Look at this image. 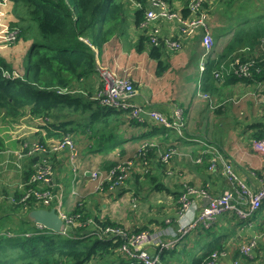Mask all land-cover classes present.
<instances>
[{
	"label": "trees",
	"instance_id": "16d2710c",
	"mask_svg": "<svg viewBox=\"0 0 264 264\" xmlns=\"http://www.w3.org/2000/svg\"><path fill=\"white\" fill-rule=\"evenodd\" d=\"M12 1L18 22L10 20V15L9 21L12 23L11 28L18 32L16 38L8 42L5 48L17 44L21 37L27 39L29 35L33 37V42L24 61L18 63L16 68L12 69V65L0 54V120L11 124L26 115L43 117L45 123L42 124L41 131L36 133L39 137L34 140L44 142L50 138L70 135L79 148L85 141L93 144L89 148L94 152L109 154L119 149L125 159L109 158L110 161L100 163V167L95 165L103 174H108L114 168L116 170V166L130 159H136L143 142L154 141L159 148L148 145L145 155L149 161L142 165V174L152 176L158 163L163 162L161 154L174 148L173 144L166 143L173 136L172 131L179 133L173 128L154 123L153 133L147 136L152 139L143 140L133 153L126 155L124 144L128 139L120 132V128L127 122L147 126L149 120L139 121L131 117L129 111L104 106L94 98L97 89L102 86L101 83L96 89L100 81L94 46L103 45L113 37L121 41L126 37L132 40L134 31L132 33L130 30L129 21H132L134 27H140L145 19L147 0H140L142 8L133 7L129 0ZM167 1L170 4L183 3L182 11L187 13L186 5L190 0ZM235 1L221 0V3L232 5ZM252 1L247 0L245 3ZM220 5L216 7L217 11ZM231 32L216 55L206 63L202 85L204 92H213L223 73L226 76L223 84L264 82V13L244 18ZM132 42L133 48L139 53L149 50V56L157 61L159 67L156 75H163L170 66L169 52L163 47L151 46L144 33H140ZM237 59L242 63H249L251 77H238L234 74ZM216 70L221 73L220 77H215ZM4 71L10 72L13 78L4 76ZM228 71L233 72L232 76ZM154 136L158 138H153ZM263 136L264 131H261L256 138ZM7 148V138L1 133L0 152ZM32 156L23 171V183L27 185V189L41 185L29 182L34 164L42 160L40 155ZM120 173L116 170L112 179L103 183V189L111 191L110 187L118 180ZM132 174L136 176L135 172ZM131 175L114 188L123 186ZM153 176L149 179L155 182L157 177L154 173ZM163 186L161 183L154 185L158 190H168ZM187 186L182 191L175 192L176 199L180 200V209L181 197L188 190ZM15 195L16 203L6 199L0 204V264H89L93 259H103L111 254L124 257L125 264H145L121 249L127 241L123 235L102 239L94 233L96 228L122 225L102 218L100 214L86 210L84 205L79 204L69 212L74 222L67 226L66 233L62 230L53 231L28 216L29 211L38 205L21 201L24 192L20 189L15 191ZM53 202L52 207L57 200ZM25 203L30 206L28 211L24 207ZM201 227L205 229L204 226ZM149 228L142 226L131 231L123 226L128 234ZM222 241L220 236L207 242L193 257L191 264H207L213 254L223 248Z\"/></svg>",
	"mask_w": 264,
	"mask_h": 264
},
{
	"label": "crops",
	"instance_id": "0c3cea01",
	"mask_svg": "<svg viewBox=\"0 0 264 264\" xmlns=\"http://www.w3.org/2000/svg\"><path fill=\"white\" fill-rule=\"evenodd\" d=\"M214 3L212 27L213 31L216 30L213 33L216 39V51L209 59L216 55L231 35L233 26L248 17L237 8L235 11L228 12L234 14H228L221 0H215ZM253 3L256 7H261L264 0H253ZM219 4L221 5L218 9L221 11L216 9ZM14 5L12 1L9 10L12 16L10 20L13 19L15 23L18 22L16 20L18 18L14 14ZM260 13L264 12L258 10L257 14ZM217 21L219 27L215 26ZM28 37L27 39L21 37L17 44L0 49L1 56L12 65V69L24 61L33 42V37L30 35ZM113 38L104 43L102 47L94 46L99 67L108 66L117 73L122 67L131 68L128 74L141 88V91L136 88L137 93L135 97H132L136 103L160 110L165 115H170V111L174 108L182 109L184 116L182 134L172 131L173 136L166 141L167 144L174 145L176 152L168 163H158L153 170L157 177L155 182L149 179L154 177L153 173L152 176L147 177L135 172L136 176L132 174L123 186L116 187L113 191L96 190L97 181L91 177L89 171L95 168L96 164L90 163L89 160L91 156L97 159L103 157L102 163L103 161L106 163L110 161L109 158L122 155L119 149L109 154L94 152L89 148L93 144L84 141L80 148L79 161L75 163L71 162L67 152L56 153L52 156L55 169V190L62 194V207H66L63 211L69 213L80 204L84 205L86 210L100 214V217L110 219L131 231L142 226H149V229L143 230L149 231L155 237L153 242L145 246L149 253L156 254L162 242L167 240L173 242L170 247L161 251L158 264H191L193 257L200 252L201 247L220 236L223 238V248L220 251L216 250L219 255L213 264H264V202L259 209L247 217L241 216L237 210L224 212L217 216L209 228L202 229L200 225L195 230H190L181 236L182 231L178 221L180 200L176 199L175 194L176 191H182L185 185L205 188L212 197L222 194L225 190H233L239 182L235 181L232 184L229 181L224 173V161L232 165L239 179L251 189L257 190L264 185V154L257 152L252 145V140L256 138V135L264 131V103L261 101V96L264 95V82L256 84L240 81L230 85L223 84L226 77L223 73L214 91L204 92L202 90L204 76L200 68L193 70L188 67L189 60L194 54L199 53L202 56L201 36L190 37L180 52H169L170 66L161 76L156 75L154 68L157 61L152 59L147 51L139 53L133 48V42L124 45L120 39ZM220 39L223 42H219ZM129 49L131 52H128ZM146 60L148 64H145ZM135 68L137 70L141 68L142 72H135ZM145 68L149 69L143 71ZM227 73L231 76L233 74L232 71ZM195 76H197L196 79ZM150 82L152 85L149 84ZM234 95L235 98L232 99ZM44 123L43 117L26 115L15 124H11L19 128L17 131L19 135L18 137H6L8 148L0 152V164L7 167L9 161L13 160L21 164L23 169H19V175L14 184L0 181V189L4 193L9 194L20 189V185L23 184L24 168L30 162V156H25L24 159L19 158L18 155L14 157L15 151L13 150H19L18 146L23 147L18 143V138L22 137L24 144L31 142L39 137L36 133L41 131ZM11 125L5 122L1 127L4 133L0 132V134H8ZM152 125H154L152 121H148L147 126L127 122L120 128V132L128 139L124 144L126 155L133 153L143 140L152 139L147 137L149 133H153ZM218 153L223 158H219ZM67 183L72 189L65 201ZM156 183H161L168 190H158L159 188L154 187ZM98 194H107V197L113 199L112 212L107 210L103 214L105 208L101 211L98 205L100 199L98 198L97 201L95 199ZM124 199H128V204L132 206V209L139 210L134 217V222L129 217L123 220L117 218L115 204ZM172 199L174 200L171 205ZM195 199V205L202 206L205 202L200 197ZM147 203L154 208L150 213L144 209ZM237 205L246 210L248 200L238 198ZM159 206L165 208L166 212L158 215ZM189 214L191 215L192 212ZM202 238L204 239L200 240ZM252 240L257 241V246L251 255H247L241 248ZM187 249L190 252H186ZM124 260L122 256L111 254L103 259H93L89 264H125Z\"/></svg>",
	"mask_w": 264,
	"mask_h": 264
},
{
	"label": "built area",
	"instance_id": "2783aa9c",
	"mask_svg": "<svg viewBox=\"0 0 264 264\" xmlns=\"http://www.w3.org/2000/svg\"><path fill=\"white\" fill-rule=\"evenodd\" d=\"M129 1L135 8L143 7V3L140 0ZM214 2L215 0H190L186 5L187 13L185 14L181 7L183 3L170 4L167 0H147L145 19L137 29L140 30V33L147 35L148 43L151 46L163 47L168 52L181 51L190 37L201 36L203 53L200 60V70L201 73H204L206 63L216 46L212 27ZM11 3V0H0V48L5 47L8 42H12L18 32L16 29L11 28L9 21V6H11ZM234 66V74L238 77H251L249 63H242V61L237 59ZM214 74L215 77L221 76V73L217 70ZM4 75L13 78L10 72L4 71ZM99 75L102 79V86L97 89L94 98L99 100L102 105L119 110H127L130 112L131 117L137 118L139 121L149 120L160 126L173 128L179 134H182L184 126L182 109L175 108L170 115H165L156 109L148 108L133 100L132 97H135L137 90L132 80L120 76L108 66H100ZM261 101L264 103V95L261 96ZM53 140L55 142H52ZM142 145L136 159H130L116 166V170L121 173L118 180L110 187L111 191L114 186L121 184L123 179L128 175L130 176L132 172L144 173L142 165L147 164L149 161L145 155L147 146L159 148V145L154 141L143 142ZM252 145L257 152L264 154V136L259 139L254 138ZM23 150H26L24 153L27 156H42V160L34 164V171L29 181L30 183H40L41 185L37 188L27 189L26 184H21L20 190L24 192L21 201H30L31 205H38V207H42V205L52 207L53 201L56 199L57 202L53 207L56 208L62 217L64 221L62 232L66 233L67 226L69 227L74 222V219L69 213L62 210V194L57 193L55 190L54 166L50 164V161H52V156L56 153L67 152L71 162L75 163L79 161L81 149L72 136L66 135L63 138H53L47 142L35 140L31 143H25ZM175 152L176 150L171 148L169 151L162 153L161 160L164 163H168ZM219 158H223V156L219 154ZM116 170L114 168L108 174H103L98 167L90 169L91 177L97 181L96 190H104L103 183L106 180H111ZM224 173L232 184L235 181H238L239 184L237 187L234 186L233 190H225L216 197L210 196L205 188L187 186L188 190L181 197L182 207L179 210L178 217L182 231L181 236L190 230H195L200 225L209 228L217 216L224 212L237 210L241 216L247 217L261 207L264 202V185L257 190L251 189L239 179L232 165L226 161H224ZM197 197L204 199L205 202L202 206L195 205V198ZM238 198L248 200V209L244 210L237 205ZM4 199H8L13 203L17 202L15 192L7 195L0 191V204ZM24 207L28 211L30 206L25 203ZM191 212L192 214L190 215L189 213ZM94 233L102 239L123 235L127 241L122 245L121 249L145 264H158L161 259V251L166 247H170L173 243L168 240L162 242L158 252L151 255L145 246L153 242L155 237L149 231L128 234L123 227L107 226L96 228ZM256 246L257 241L252 240L243 245L241 249L245 254L251 255ZM218 255L219 253L215 252L213 258L207 264H213Z\"/></svg>",
	"mask_w": 264,
	"mask_h": 264
},
{
	"label": "rangeland",
	"instance_id": "374dc122",
	"mask_svg": "<svg viewBox=\"0 0 264 264\" xmlns=\"http://www.w3.org/2000/svg\"><path fill=\"white\" fill-rule=\"evenodd\" d=\"M247 0H238V1H235L232 5H229V4H224L223 5V8H225L224 10H227V11H229V10H232V11H235L236 10V8L237 9H240V12L241 13H244V14H247L248 16H251V17H254V16H258V14H257V11L259 10L260 12H264V3H263V5L261 6V7H256L255 6V4L253 3V1L252 2H250V3H245ZM249 1H251V0H249ZM263 1V0H262ZM245 8V9H244ZM243 10H245V11H243ZM20 11H21V8H20ZM213 12H215V8L213 9ZM14 13H15V11H14ZM10 14V16H11V12L9 13ZM234 16V15H233ZM129 17V16H128ZM17 21H18V19H16ZM130 22V30L132 31V33H133V31H134V35H133V39L131 40L130 38H128V37H126V38H122V42H124V45H129L130 43H132V41L133 40H136L137 39V36L140 34V30L139 29H137L136 27H134V25H133V23H132V21H129ZM216 25V27H219L218 26V21L215 23ZM236 26V24L233 26V28ZM233 28H232V30H233ZM216 31V30H215ZM215 31H213V33H215ZM217 31H218V28H217ZM215 37V36H214ZM116 38V37H115ZM114 39V38H113ZM117 39V38H116ZM224 39V38H223ZM216 40V39H215ZM223 42V40L222 39H220L219 40V42ZM121 42V43H122ZM219 42H218V46L220 47L221 45L219 44ZM113 43V42H112ZM262 44L264 45V42H263V40H262ZM99 47H102V45H98ZM186 46V45H185ZM147 51V53H148V55H149V50L147 49L146 50ZM145 51V52H146ZM214 51H216V49L214 48V50H213V52ZM128 52H131V49H129L128 50ZM177 52H180V51H177ZM200 60H201V55H199V53H196V54H194L192 57H191V59L189 60V65H188V67H190V68H192L193 70L194 69H198V68H200L199 67V64H200ZM127 62H128V58H127ZM149 62H147V60L145 61V64H148ZM126 65H127V63H126ZM150 68V67H149ZM149 68H145L143 71H145V70H147V69H149ZM159 67H158V65L156 64V66H155V72H156V70L158 69ZM131 70V68H127V67H125V68H121V72L120 71H118V74L120 75V76H122V77H124V78H127V79H130V80H132L133 81V83H134V85H135V87L136 88H138V89H140V91H141V88H140V86H137L136 85V83L134 82V80L132 79V77L128 74V72ZM134 71L135 72H138L139 71V73H141L142 72V70H141V68H138V70H137V68H135L134 69ZM197 78V76H195V79ZM99 83H98V85H97V87H96V89L98 88V86H100L101 85V83H102V81H101V76H100V78H99ZM150 85H152V83L150 82L149 83ZM96 91V90H95ZM200 93L202 94V91L200 90ZM235 98V95L232 97V99H234ZM175 109V108H174ZM180 109V108H179ZM173 110V109H172ZM171 110V111H172ZM158 111H160V110H158ZM170 111V112H171ZM160 112H162V111H160ZM162 113H164V112H162ZM183 118H184V116H183ZM4 123L5 122H3L2 120H0V132H3L4 133V130H1V127L2 126H4ZM8 124V123H7ZM11 124H15V123H11ZM11 124H9V125H11ZM19 130V128L18 127H16V125H11V127L9 128V133L8 134H5L6 135V137H18V135H19V133H17V131ZM1 135V134H0ZM20 139H22V141L20 140ZM50 139H53V138H50ZM50 139H47L46 141H44V142H47L48 140H50ZM18 143H20V145H24V139L22 138V137H20V138H18ZM33 141H35L34 139L31 141V142H33ZM31 142H27V143H31ZM52 142H55L54 140L52 141ZM24 147H26V146H24ZM18 148H19V150H13V151H15V153H14V157H16L17 155H18V157L19 158H26L25 156H27L25 153H24V151L22 150L23 149V147L21 148V147H19L18 146ZM80 148H81V146H80ZM17 151H19V152H17ZM30 157H33V156H30ZM23 158V159H24ZM121 158H123V159H125V157H122V156H118L117 157V159H121ZM86 160H88V159H86ZM102 160H103V157L102 158H100V159H97V157H93V156H91V159L89 160L90 161V163H92V164H97L99 167L101 166L100 165V162L102 163ZM0 162H1V160H0ZM6 162V161H5ZM27 162H29V160H27ZM103 163H104V161H103ZM3 164H5L4 162H3ZM50 164L51 165H53L54 166V161H50ZM98 166H96V167H98ZM23 169L22 168V166H21V164L19 165V163L16 161H13V160H11V161H9V163H8V166L6 167V166H3V165H1L0 164V181H6V182H8V183H11V184H14L15 183V180H16V178H17V176L19 175V169ZM21 175H22V173H21ZM66 188H67V194L65 195V201L67 200L66 198H67V196H68V194L70 193V191H71V189H72V187L70 186V184L69 183H67L66 184ZM114 189H112V191H113ZM0 191L1 192H3L1 189H0ZM130 195V194H129ZM100 199V202L98 203V205L100 206V208H101V211H103V209L105 208V210H104V212H103V214H105L106 213V211L107 210H110L111 212L113 211V208L111 207V205H113L112 204V200L113 199H111L110 197H107V194H98V195H96V201H97V199ZM6 199H4V201H5ZM173 200L174 199H172V203H171V205L173 204ZM94 203V202H93ZM116 208H117V210H116V213H117V218L118 219H121V220H123V219H126V217H129L133 222L135 221V219H134V217L137 215V213L139 212V210L138 211H136V210H134V209H132V206L131 205H129L128 204V199H124L123 201L122 200H120L119 202H117L116 204ZM176 205V204H175ZM174 205V206H175ZM42 207H46V206H43L42 205ZM160 208H158V209H160L159 211H158V215H160L161 213H164V212H166V209L165 208H163L162 206H159ZM50 208V207H49ZM66 207L64 206V207H62V210H64ZM144 209L147 211V213L149 212H152V210L154 209V208H152L151 207V204L150 203H147V205L144 207ZM143 209V210H144ZM104 218V217H103ZM137 219L139 218L138 216L136 217ZM163 219H164V217H163ZM16 223H18V221H16ZM121 227H123V226H121ZM113 230V229H112ZM206 237H209V236H206ZM204 238H202V239H200V240H203ZM199 240V241H200ZM204 243H202V245H203ZM201 245V246H202ZM186 252H190L189 251V249H187L186 250ZM189 255H191V253H188Z\"/></svg>",
	"mask_w": 264,
	"mask_h": 264
},
{
	"label": "water",
	"instance_id": "95a60500",
	"mask_svg": "<svg viewBox=\"0 0 264 264\" xmlns=\"http://www.w3.org/2000/svg\"><path fill=\"white\" fill-rule=\"evenodd\" d=\"M28 216L45 227L53 231L60 232L62 230L64 221L55 207H37L29 211Z\"/></svg>",
	"mask_w": 264,
	"mask_h": 264
},
{
	"label": "clouds",
	"instance_id": "9594fccd",
	"mask_svg": "<svg viewBox=\"0 0 264 264\" xmlns=\"http://www.w3.org/2000/svg\"><path fill=\"white\" fill-rule=\"evenodd\" d=\"M12 1V0H11ZM5 76V75H4Z\"/></svg>",
	"mask_w": 264,
	"mask_h": 264
}]
</instances>
